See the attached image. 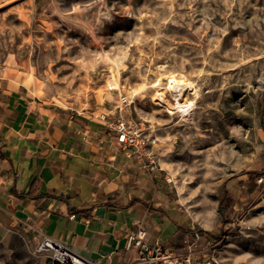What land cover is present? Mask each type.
Returning <instances> with one entry per match:
<instances>
[{"label": "rangeland", "instance_id": "374dc122", "mask_svg": "<svg viewBox=\"0 0 264 264\" xmlns=\"http://www.w3.org/2000/svg\"><path fill=\"white\" fill-rule=\"evenodd\" d=\"M0 70L48 107L141 126L203 254L264 264V0H0ZM38 247L0 227V264H53Z\"/></svg>", "mask_w": 264, "mask_h": 264}, {"label": "crops", "instance_id": "0c3cea01", "mask_svg": "<svg viewBox=\"0 0 264 264\" xmlns=\"http://www.w3.org/2000/svg\"><path fill=\"white\" fill-rule=\"evenodd\" d=\"M28 78L0 70V227L38 245L48 236L95 264H132L126 234L138 222L151 244L203 254L211 240H195L162 169L145 171L100 121L48 107Z\"/></svg>", "mask_w": 264, "mask_h": 264}, {"label": "built area", "instance_id": "2783aa9c", "mask_svg": "<svg viewBox=\"0 0 264 264\" xmlns=\"http://www.w3.org/2000/svg\"><path fill=\"white\" fill-rule=\"evenodd\" d=\"M125 96L120 97L118 102L119 111L127 104ZM116 137V141L127 151L128 156H136L145 171H152L158 168V162L150 151L151 142L140 126H131L119 113L113 120L106 114L95 117ZM71 218H75L74 215ZM135 231H128L126 234L127 250H135L136 257L132 264H221L220 260L212 253L210 255L200 254L191 250L184 255H175L159 243L151 244L147 241V230L143 222H138ZM195 240H199L196 235ZM38 252L48 253L53 264H95L87 260L64 244L43 236L38 247Z\"/></svg>", "mask_w": 264, "mask_h": 264}, {"label": "bare ground", "instance_id": "6f19581e", "mask_svg": "<svg viewBox=\"0 0 264 264\" xmlns=\"http://www.w3.org/2000/svg\"><path fill=\"white\" fill-rule=\"evenodd\" d=\"M193 17V16H192ZM169 88L173 90L174 92V101L175 103L172 104L173 106V109H175L176 111H184L186 110L188 107L191 106L190 103H187V102H184V103H180L179 99L180 97L182 96V91L186 88V87H189V88H193V86L189 83H178L176 82L175 80H169ZM159 84V83H158ZM168 87V86H167ZM167 90V89H166ZM156 100L157 102L159 101V104L161 102H165L167 100H165L164 98V94L163 93H157L156 94ZM154 101H155V98H154ZM192 107V106H191ZM173 113V112H172Z\"/></svg>", "mask_w": 264, "mask_h": 264}, {"label": "trees", "instance_id": "16d2710c", "mask_svg": "<svg viewBox=\"0 0 264 264\" xmlns=\"http://www.w3.org/2000/svg\"><path fill=\"white\" fill-rule=\"evenodd\" d=\"M249 178L250 179H253L254 176L257 175V173H249ZM253 180H251L252 182ZM250 182V183H251ZM253 185L250 187V190L253 189ZM225 196L227 197V194H225ZM226 205H225V202L224 200H222V202L220 203V206H219V209H218V216H219V219L221 222H224V218H225V215H226ZM199 233L204 236V237H207L209 236V233L205 232V231H202V230H199Z\"/></svg>", "mask_w": 264, "mask_h": 264}]
</instances>
